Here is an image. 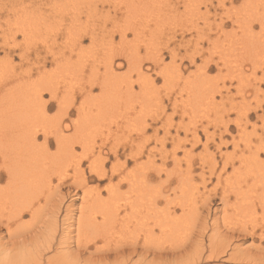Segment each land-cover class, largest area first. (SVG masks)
Masks as SVG:
<instances>
[{
	"label": "rangeland",
	"instance_id": "1",
	"mask_svg": "<svg viewBox=\"0 0 264 264\" xmlns=\"http://www.w3.org/2000/svg\"><path fill=\"white\" fill-rule=\"evenodd\" d=\"M260 1L0 0V107L4 102L1 94L10 90L12 80L18 85L19 79H25L17 90L23 93L24 87L29 91V84L37 77V50L41 51L40 56L48 55L44 69L49 72L51 90L55 87V95L44 92L42 98L48 102L47 111L43 110L47 113L44 124L49 127L55 124V117L62 119L66 114L62 120L72 124L79 118L80 107H92L95 114L82 124L89 127L79 129V139L86 141L88 148L76 143L71 150L64 151L67 157L61 155L58 160L61 169L50 170L48 163L44 171L37 170L41 176L38 185L45 186H31V213L20 216L17 199L7 201L6 196L3 200L6 204L1 205L5 214L0 220L1 241L12 245L29 238L36 241L42 235L38 245L43 242L46 247V240L51 241L50 235H54V246L48 253L45 250L44 264L47 256L61 252L58 243L68 228L71 248L81 253L66 264H264L259 259H230L237 246L244 251L250 249L252 254L257 247L264 248V208L260 201L264 199V3ZM5 45L17 47L9 55L3 49ZM250 47H255L254 53ZM131 54L142 63V75L131 71ZM61 61L62 69L58 68ZM111 61L117 75L115 83L108 81L107 90L100 82ZM145 76L153 80L149 87L142 84ZM116 84L122 90H134L129 92L127 88L121 95ZM256 85L260 88L254 91ZM3 95L5 98L6 94ZM59 96H64L63 100L72 98L64 103L66 107L62 104L66 110L68 107L63 115L58 111ZM5 112L12 114L10 110ZM5 116L2 111L0 134H5ZM35 120L32 125L29 123L38 133L34 142L42 150L41 144L48 141L50 151L56 154L55 138L44 132L39 119ZM83 129L87 131L83 133ZM69 131L74 134L71 128ZM42 132L50 137L45 140ZM6 133L7 140L14 142L13 133ZM100 155L105 162L106 179H99L90 171L93 160H102ZM10 163L0 157V168ZM116 168L119 172L111 176ZM0 174L1 186H6L7 174L3 170ZM124 177L130 178V182L120 183ZM133 181H137L136 185H130ZM124 200L126 209L122 207ZM13 202L15 205L11 206ZM107 203L115 205V215L118 205L121 206L120 216L126 224L109 229L111 236L105 240L102 228ZM82 215L85 221H81L79 228ZM242 227H256L255 236L243 235ZM225 234H229L227 239ZM92 238L96 242L92 243ZM153 242L163 248L155 249ZM105 244L114 249L106 259L95 252L96 247ZM122 244L117 254L115 249Z\"/></svg>",
	"mask_w": 264,
	"mask_h": 264
},
{
	"label": "bare ground",
	"instance_id": "2",
	"mask_svg": "<svg viewBox=\"0 0 264 264\" xmlns=\"http://www.w3.org/2000/svg\"><path fill=\"white\" fill-rule=\"evenodd\" d=\"M253 1V0H252ZM257 1V0H256ZM260 1V0H259ZM261 3L263 2V1H260ZM141 3H142V1H141ZM221 3V2H220ZM243 3V2H242ZM253 3V2H252ZM251 3V6L252 7H254V6H256L255 4H252ZM254 3H255V1H254ZM259 3V2H258ZM264 3V2H263ZM190 4V3H189ZM192 4V3H191ZM244 4V3H243ZM260 4V3H259ZM258 4V5H259ZM129 5V4H128ZM263 5V4H262ZM243 6V5H242ZM241 6V7H242ZM264 6V5H263ZM229 7V6H228ZM55 9H56V7H55ZM154 9H155V7H154ZM59 10V9H58ZM153 10V9H152ZM240 10V9H239ZM251 10V9H250ZM256 10V9H255ZM263 11H264V9H262ZM57 11V10H56ZM248 11L249 10H247V13H248ZM252 11V10H251ZM259 11V10H258ZM66 12V11H65ZM240 12V11H239ZM244 12V11H243ZM255 12V11H254ZM56 13H58V12H56ZM62 13V12H61ZM229 13V12H228ZM227 13V14H228ZM242 13V12H241ZM226 14V15H227ZM240 14V13H239ZM244 14V13H243ZM251 15V13L249 12L248 13V15ZM209 15V14H208ZM253 15V14H252ZM260 15V14H259ZM263 15V14H262ZM240 16H242V15H240ZM229 17H230V15H229ZM247 17V16H246ZM262 17V16H261ZM207 18V17H206ZM231 18V17H230ZM236 18V17H235ZM238 19H239V17H237ZM248 18V17H247ZM249 18H251V17H249ZM263 18H264V15H263ZM253 19V18H252ZM17 20V19H16ZM193 20V19H192ZM197 20V19H196ZM228 20V19H227ZM240 20H243V18L242 19H240ZM250 20V19H249ZM254 20H255V18H254ZM253 20V21H254ZM258 20V19H257ZM264 20V19H263ZM263 20H261V22L263 21ZM235 21V20H234ZM243 21H248L247 19L246 20H243ZM64 22V21H63ZM261 22H259L258 21V23H261ZM257 23V24H258ZM30 24V23H29ZM236 24H241V23H236ZM262 24H264L263 22H262ZM262 24H261V26H262ZM218 25H220V24H218ZM247 25L249 26L250 25V23L248 24L247 23ZM252 25V24H251ZM241 26H245V25H241ZM248 26H246V27H248ZM239 27V26H238ZM245 27V28H246ZM27 28V27H26ZM146 28V27H145ZM262 28V27H261ZM55 29V28H54ZM241 29H242V27H241ZM240 29V30H241ZM246 29H248V28H246ZM251 29V28H250ZM249 29V30H250ZM263 29V28H262ZM33 31V30H32ZM31 31V32H32ZM135 31V30H134ZM243 31H244V28H243ZM26 32V31H25ZM24 32V33H25ZM28 32H29V30H28ZM125 32V31H124ZM21 33V32H20ZM127 34V33H126ZM125 34V35H126ZM256 34V33H255ZM258 34V33H257ZM232 35H234V34H232ZM246 35H247V33H246ZM259 35V34H258ZM93 36H94V34H93ZM244 37H245V35H243ZM253 36H255V35H253ZM253 36H249V39H250V37H253ZM15 37V36H14ZM198 37H200V36H198ZM256 37H257V35H256ZM256 37H253V38H256ZM263 37V36H262ZM124 38V37H123ZM243 38V37H242ZM247 38V37H246ZM252 38V39H253ZM93 39V38H92ZM245 39V38H244ZM262 39V38H261ZM258 40V39H257ZM47 41V40H46ZM249 42V44H250V40L248 41ZM252 42V41H251ZM257 43V42H256ZM262 43V42H261ZM259 44V43H258ZM10 45V44H9ZM198 45V44H197ZM21 46V45H20ZM256 46V45H255ZM258 46V45H257ZM257 46H256V48H257ZM17 47V45L16 46H4L3 47V49H4V51H6L5 53L6 54H11L12 52H14V50H15V48ZM18 47H19V45H18ZM49 47V46H48ZM37 48V47H36ZM39 49H40V47H38ZM47 48V47H46ZM220 48V47H219ZM251 48V47H250ZM253 48H255V47H253ZM253 48H251L252 49V52H253ZM20 49V48H19ZM48 50L50 49V48H47ZM48 50L47 51H45V53L46 52H48ZM51 50V49H50ZM200 50V49H199ZM198 50V51H199ZM214 50V49H213ZM249 51H251L250 49H248ZM52 51H55V49L54 50H52ZM61 51V50H60ZM59 51V52H60ZM118 51V50H117ZM255 51V50H254ZM24 52V51H23ZM36 53H34L35 55H37L36 56V58H35V60H34V62H36V65H37V67H36V72H37V77L36 78H33V81H32V83L31 84H29L30 86H28V87H30L29 88V91H28V89H25L24 87H22L23 88V93L22 92H18V85L19 84H24V82H25V79L23 80V79H19V84L17 85L16 84V82L17 81H15L14 82V80H12L13 82L10 84V90L9 91H7L6 93H3L2 91V93L3 94H6L5 95V98H4V95L3 94H1L2 95V98H3V103H2V105H1V107H0V117H2V111H3V114L4 115H6L5 117L7 118V121H5V128L3 129L4 131V133L5 134H0V135H3V136H0V157L1 158H3L6 162H11V163H13V164H8V165H6V167H3V168H0V173H1V171L3 170V171H5L6 172V174H7V176H8V181H7V183H6V186H1V178H0V220H3V218L2 217H4V216H2V215H5L4 213H3V209L1 208V205H4V204H6V203H4L3 202V200L6 198V196H8L7 197V201H9L10 200V198L11 199H13V201H14V199H17L16 201L18 202V206H16V207H18V210H19V215L20 216H23V215H25L26 213H31L32 212V204H30L29 205V199L31 198V200L33 201V199H32V197H30L29 198V195L31 194L30 192V188H31V186H34V183L37 185V187H42L43 188V186H45V183H44V185L42 184V185H38L39 184V178L41 177L40 176V172H37V170H43L44 171V168H46V166L47 167H49L50 165H51V167H50V170H52V169H55V171H56V169L57 168H62V167H60L59 166V163L60 162H58V160L60 159V157H62L63 156V158H65V157H67V154L66 155H64L63 153H64V151H68V150H71L72 149V147L74 146V144H76L77 143V145H85L86 146V141H83L82 139H79V135H81V126H83L82 124H83V122H87L88 120L90 121V119H92V116H94L93 115V113L94 112H92V107H88V109L86 108V107H80V111H81V113H80V111H79V118H77L76 120H74L73 122H72V124H68V123H65L62 119H64V117H66V115H63V114H65L66 112H68V107H67V110L65 109V107H66V105L64 104L66 101L68 102L69 100H71L70 99V97H69V100H63L62 99V97L64 98V96H59V98H60V101L58 102L59 103V109H58V111H59V114L61 113V115H63L64 117L61 119V115L59 116L60 117V119H56V117H55V119H54V121H55V124H54V122L49 126V127H52L53 126V129H50L49 127H48V125H46V124H44L45 123V121H44V115H46L45 114V112H43V110L44 111H47L46 110V106L48 107V102H46L45 100V102L42 100V98H43V95H44V92H51V94L53 93L54 95H55V93L53 92V90L55 91V87H54V89H52L51 90V88H52V83H50L49 81L50 80H48V73L49 72H47V71H45V69H46V61L48 60V58H47V54L46 55H44V56H40V54H41V51H35ZM201 52H202V50H201ZM200 52V53H201ZM25 53V52H24ZM29 53V52H28ZM57 53V52H56ZM196 53H198V52H196ZM250 53V56H251V52H249ZM249 53H248V55H249ZM254 53V52H253ZM258 54V53H257ZM22 55V54H21ZM30 55V54H29ZM29 55L27 56V57H29ZM43 55V54H42ZM52 55V54H51ZM59 55H60V53H59ZM58 55V56H59ZM203 55V54H202ZM245 55V54H244ZM255 55V54H254ZM253 55V56H254ZM134 56L135 55H133L132 56V54L130 55V57L128 58L129 60H128V62L129 63H131L132 64V68H133V70L131 69V71H135V72H137L138 73V75H142L143 74V68H142V63H140V61H138L136 58H134ZM25 57V56H24ZM210 57V56H209ZM6 58H8V57H6ZM245 58V57H244ZM127 59V58H126ZM156 59V58H155ZM8 61H11L10 59H7ZM55 60H58L57 59V57L55 58ZM108 60V59H107ZM154 60V59H153ZM245 60V59H244ZM244 60H242V61H244ZM26 61V60H25ZM156 61V60H155ZM221 61V60H220ZM70 62V61H69ZM114 61H111L110 62V66L108 67V65L106 66V68H107V73H105V75L104 76H102L103 77V79H102V81L100 82L102 85V87H104L105 88V86H106V88H107V90H109L110 88H109V85H110V82H108L109 80L110 81H112V83H115V79H116V73L114 72L115 71V67L116 66H114V63H113ZM136 62V63H135ZM206 62V61H205ZM60 63V62H59ZM58 63V64H59ZM108 63V62H107ZM56 64H57V61H56ZM70 64V63H69ZM35 65V64H34ZM205 66V68H207L208 67V63H206V64H204ZM61 66H62V61H61V64H59L58 65V68H61ZM7 67V66H6ZM33 67V66H32ZM180 67V66H179ZM8 68H10V67H8ZM45 68V69H44ZM129 68V67H128ZM62 69V68H61ZM162 69H164V68H162ZM180 69V68H179ZM130 70V69H129ZM161 70V69H160ZM96 72V71H95ZM153 72V71H152ZM181 72V71H180ZM8 73V72H7ZM62 73V72H61ZM123 73V72H122ZM161 74V72L159 71L158 72V75H160ZM6 75V74H5ZM19 75V74H18ZM51 75H52V73H51ZM79 75V74H78ZM50 76V75H49ZM70 76V75H69ZM76 76H77V74H76ZM122 76V75H121ZM120 76V77H121ZM126 76V75H125ZM127 76H128V74H127ZM233 76V75H232ZM242 76V75H241ZM23 77V76H22ZM118 77V76H117ZM119 77V78H120ZM130 77V76H129ZM146 77V76H145ZM19 78V77H18ZM17 78V79H18ZM21 78V77H20ZM60 78V77H59ZM122 78V77H121ZM142 78V77H141ZM8 79V78H7ZM50 79V78H49ZM129 79V78H128ZM131 79V78H130ZM139 79V78H138ZM2 80V79H1ZM28 80V79H27ZM123 80L126 82V80L123 78ZM123 80H121V81H123ZM143 80V79H142ZM51 81H52V79H51ZM80 81V80H79ZM117 81V80H116ZM123 81V82H124ZM135 81H136V79H135ZM29 82H31V81H29ZM54 82V81H53ZM118 82V81H117ZM128 83H130L129 82V80L127 81ZM138 82V81H137ZM143 82L144 83H142L144 86H146V87H149L148 86V84L150 83V82H153V80H151V78H150V76H148V77H146L144 80H143ZM262 82V81H261ZM2 83V82H1ZM133 83V82H132ZM60 84V83H59ZM94 84V83H93ZM123 84H125V83H123ZM127 84V83H126ZM125 84V85H126ZM150 84H153V83H150ZM149 84V85H150ZM255 84V83H254ZM26 86V88H27V83L25 84ZM57 85V84H56ZM128 85V84H127ZM133 85V84H132ZM132 85L130 84L129 86H131L132 87ZM92 86V85H91ZM112 87H114V88H112V90L113 89H115V84H114V86L113 85H111ZM110 86V87H111ZM116 86H117V84H116ZM123 86V85H122ZM152 86V85H151ZM186 86V85H185ZM254 86V85H253ZM252 86V87H253ZM125 87V86H124ZM226 87V86H225ZM21 88V89H22ZM103 88V89H104ZM128 89H129V87H127ZM127 88H125V90L127 89ZM202 88V87H201ZM259 86L258 85H256L255 87H254V91L257 89V90H259ZM116 89H121V90H119L120 92L119 93H121V95H124V94H122V93H124V91L125 90H122V88H121V85H118L117 87H116ZM147 89V88H146ZM3 90V89H2ZM106 90V89H105ZM106 90V91H107ZM130 90H134V89H129V92H130ZM182 91V90H181ZM228 91V90H227ZM244 91V90H243ZM109 92V91H108ZM107 92V93H108ZM144 92V91H143ZM13 93V94H12ZM70 93V92H69ZM106 93V94H107ZM110 93V92H109ZM115 93V91L113 90V94ZM221 93V92H220ZM50 94V95H51ZM71 94V93H70ZM244 94V93H243ZM54 95H51V97L53 98V99H55L56 100V98H55V96ZM109 95V94H108ZM229 95V94H228ZM227 95V96H228ZM105 96V95H104ZM111 96V95H110ZM115 96V95H114ZM136 96V95H135ZM216 96V95H215ZM57 97V96H56ZM112 97V96H111ZM116 97H118V95H116ZM202 97V96H201ZM51 98V99H52ZM66 98H68V97H66ZM208 98V97H207ZM90 99V98H89ZM105 99V98H104ZM137 99V98H136ZM2 100V99H1ZM1 100H0V102H1ZM127 100V99H126ZM63 102V103H62ZM22 103V104H21ZM33 103V104H32ZM87 103V102H86ZM119 103V102H118ZM124 103H125V101H124ZM62 104H64V106L62 105ZM90 104V103H89ZM120 104V103H119ZM130 104V103H129ZM128 104V105H129ZM37 105L39 106V108L37 109V108H35V107H37ZM86 105V104H85ZM88 105V104H87ZM89 106V105H88ZM101 106V105H100ZM126 106H127V104H126ZM15 107V111H12L13 110V108ZM69 108H70V106H69ZM98 108V107H97ZM102 108V107H101ZM101 108H99V109H101ZM2 109V110H1ZM82 109V110H81ZM7 110H10V112L13 114V117H12V114H6V112L5 111H7ZM70 110V109H69ZM248 110V109H247ZM57 111V110H56ZM61 111V112H60ZM101 112V111H100ZM63 113V114H62ZM97 113V112H96ZM103 113V112H102ZM108 114V113H107ZM110 114V113H109ZM57 115V114H56ZM55 115V116H56ZM101 115V114H100ZM105 115V114H104ZM88 116H89V118H88ZM9 117V118H8ZM248 117H249V115L248 114H245V118L246 119H248ZM53 118V117H52ZM103 118H105V117H103ZM229 118V117H228ZM239 118V117H238ZM241 118V117H240ZM2 119H4V117H2L1 118V120ZM35 119H39L40 120V122H39V120H38V122L40 123H37V124H39V126L40 127H42L43 128V130H44V132L46 133V134H49L50 133V135H52L54 138H55V141H56V145H57V151L58 152H56L55 151V153L56 154H53L54 152H51L50 151V149H49V145H50V143L47 141L45 144H44V146L41 144V149L42 150H40L39 149V147L36 145V143L34 142L35 140H36V136H37V134L38 133H36V131H34L33 129H34V127H33V129L31 128V126L30 125H32V122L33 123H35ZM47 119H49V117L47 118ZM86 119V120H85ZM143 119V118H142ZM236 119V118H235ZM6 120V119H5ZM50 120V119H49ZM57 120V121H56ZM51 121H53L52 119H51ZM104 121V120H103ZM194 121V120H193ZM7 122V123H6ZM13 122H14V124H13ZM213 122V121H212ZM228 122H230V121H228ZM29 123H30V125H29ZM90 123V122H89ZM239 123H241V122H239ZM13 124V125H12ZM86 124V123H85ZM88 124V123H87ZM110 124V123H109ZM140 124H141V122H140ZM2 125V124H1ZM7 125V126H6ZM90 125V124H89ZM228 125H229V123H227V121L225 122V128H226V130L225 131H227L228 132ZM88 126V125H87ZM86 125L85 126H83V127H87ZM28 127H29V129H28ZM89 127V126H88ZM246 126H244V128H245ZM2 128V127H1ZM31 128V129H30ZM72 129V130H74V134L72 133V131L70 132L69 131V129ZM108 128V127H107ZM112 128V127H111ZM128 128V127H127ZM36 129V128H35ZM79 129H81V130H79ZM87 129V128H86ZM29 130H31V131H29ZM85 129H83V133H85L87 130H85ZM245 130V129H244ZM68 131L71 133H68ZM255 131V130H254ZM6 132H9L10 134L11 133H13V138H14V142H12V141H8L7 139L9 138L8 137V135H7V133ZM28 134H27V133ZM251 132V131H250ZM1 133V132H0ZM43 133V132H42ZM45 133H43L44 135H45V137L46 138H44L45 140L46 139H48L49 137H50V135L48 136V135H46ZM83 135V134H82ZM244 135V134H243ZM233 138V137H232ZM24 139V140H23ZM43 139V140H44ZM6 141H8V143L6 142ZM50 141V140H49ZM205 144V143H204ZM227 145V144H226ZM250 145H251V143H250ZM76 146V145H75ZM33 147V148H32ZM38 148L37 150L38 151H36V150H34V148ZM261 147H262V145H261ZM85 148H88L87 146L85 147ZM93 148H94V146H93ZM139 148V147H138ZM86 150V149H85ZM186 150V149H185ZM208 150V149H207ZM261 150V149H260ZM34 151H36V153H38V152H40V154H39V156H35V154H34ZM185 152V151H184ZM66 153V152H65ZM74 152H72V154H73ZM76 153V152H75ZM85 153V152H84ZM105 153V152H104ZM69 154V153H68ZM100 154H102V152H100ZM62 155V156H61ZM77 155V154H76ZM253 155V154H252ZM21 156V157H20ZM65 156V157H64ZM72 156H74V155H72ZM71 156V157H72ZM82 156V155H81ZM99 156V155H98ZM244 156V155H243ZM70 157V158H71ZM258 157V156H257ZM100 158L102 159L103 158V156L101 157V155H100ZM50 159V160H49ZM104 159H106L107 160V158H104ZM152 159V158H151ZM14 160H15V163H14ZM72 160V159H71ZM92 160V159H91ZM226 160V159H225ZM229 160V159H228ZM65 161V160H64ZM73 161V160H72ZM71 161V162H72ZM75 161V160H74ZM83 161V160H82ZM26 162V163H25ZM226 162V161H225ZM49 163V164H48ZM105 162H104V160L102 159V160H99V159H95V160H93V162L90 164V171H91V173L93 172L94 174H96V175H98V178L99 179H106V177H107V171L104 169V164ZM7 164V163H6ZM49 166H48V165ZM61 164H63V162L61 163ZM60 164V165H61ZM79 164H81L80 162L77 164V166L79 165ZM125 164V163H124ZM148 164V163H147ZM146 164V165H147ZM228 164L229 163H227V165L225 166V165H223V167H224V169L228 166ZM71 166V165H70ZM149 166H151V165H149ZM28 167H29V170L31 171V175H29V173H30V171H28ZM64 167V166H63ZM66 167V166H65ZM155 167H157V166H155ZM32 168L34 169V171H32ZM76 168V167H75ZM48 169V168H47ZM77 169V168H76ZM260 169V168H259ZM24 170L25 171H27V172H24ZM77 170H79V169H77ZM261 170V169H260ZM35 171H36V176H35ZM76 171V170H75ZM34 172V173H33ZM83 172V171H82ZM119 172V169L118 168H116V169H113L112 170V175L111 176H115V175H117V173ZM158 172V171H157ZM190 172V171H189ZM19 173V174H18ZM75 173V172H74ZM45 174V172L42 174L41 173V175L43 176ZM132 174V173H131ZM143 174V172L140 174V175H142ZM148 174V173H147ZM1 175V174H0ZM47 175H49L50 176V173H48L47 172ZM136 175H138V173L136 174ZM193 175H195V174H193ZM261 175H262V173H261ZM260 175V178L262 177ZM58 178H61V175L60 174H58ZM74 176H76V175H74ZM83 176H84V174H83ZM36 177V178H35ZM43 178V177H42ZM75 178V177H74ZM144 178V177H143ZM256 178H258V177H256ZM78 179H79V181H80V178H79V176H78ZM113 179V178H112ZM130 179V178H129ZM128 179V177L126 178V177H124V179H122V180H120V183H123V181L125 182V183H129L130 182V180ZM146 179V178H145ZM41 180V179H40ZM43 181V180H42ZM59 181H61L60 179H59ZM58 181V182H59ZM78 181V182H79ZM141 181V180H140ZM259 181V180H258ZM46 182V181H45ZM77 182V181H76ZM81 182V181H80ZM182 182V181H181ZM120 183H118V184H120ZM136 183H137V181L135 182V181H133L132 183H130V185H136ZM147 183V182H146ZM195 183V182H194ZM41 184V183H40ZM49 184V183H48ZM60 184V183H59ZM76 184V183H75ZM81 184V183H80ZM143 184V183H142ZM256 184V183H255ZM261 184V183H260ZM120 186V185H119ZM36 187V186H35ZM131 188H134V187H132V186H130ZM116 188V187H115ZM118 188V187H117ZM119 189V188H118ZM206 189V188H205ZM254 189V188H253ZM30 191V192H29ZM37 191V190H36ZM55 191V190H54ZM54 191H52L53 193H54ZM33 192V191H32ZM37 192H39V191H37ZM56 192V191H55ZM114 192V191H113ZM130 192V191H129ZM142 192V191H141ZM134 193V192H133ZM136 193H138V192H136ZM34 194V193H33ZM111 194V193H110ZM139 194V193H138ZM190 194V193H189ZM37 195V194H36ZM44 195V194H43ZM145 195V194H144ZM183 196V195H182ZM182 196H180V197H182ZM16 197V198H15ZM37 197V196H36ZM35 197V198H36ZM40 197V196H39ZM38 197V198H39ZM116 197V196H115ZM131 197V196H130ZM130 197H128L129 199H130ZM139 197H141V195L139 196ZM53 198V197H52ZM97 198V197H96ZM123 198V197H122ZM127 198V199H128ZM132 198V197H131ZM135 198H138V196L137 197H135ZM142 198H144L143 196H142ZM185 198V197H184ZM247 198V197H246ZM98 199V198H97ZM112 199H114V198H112ZM139 199V198H138ZM6 200V199H5ZM36 200V199H35ZM101 200V199H100ZM106 200V199H105ZM137 200V199H136ZM11 201V200H10ZM125 201V200H124ZM141 201H142V199H141ZM259 201V200H258ZM261 201V203H262V205H263V207H262V209L264 208V199H262V200H260ZM15 202V201H14ZM14 202L11 204V206H14L15 204H14ZM106 202H108V201H105V203ZM135 202V201H134ZM32 203V202H31ZM39 203V202H38ZM133 203V202H132ZM137 203V202H136ZM139 203V202H138ZM14 204V205H13ZM17 204V203H16ZM36 204V203H35ZM99 204V203H98ZM101 204H103V203H101ZM100 204V205H101ZM108 204V203H107ZM111 204V203H110ZM113 204V203H112ZM127 204V202L125 201V203H123L122 204V207H124L125 209L127 208V206L128 205H126ZM134 204V203H133ZM84 205V204H83ZM96 205V204H95ZM109 205V204H108ZM152 205V204H151ZM10 206V207H11ZM48 206V205H47ZM99 206V205H98ZM103 206V205H102ZM133 206H135V205H133ZM153 206V205H152ZM6 207H7V205H6ZM16 207H15V209H16ZM37 206H35V208H36ZM39 207V206H38ZM132 207V206H131ZM138 207V206H137ZM141 206L139 205V209H141L140 208ZM143 207V206H142ZM8 208V207H7ZM14 208V207H13ZM47 208V207H46ZM101 208V207H100ZM120 208H121V206L119 207V205H118V212H117V215H115V212H116V210H117V208L115 207V205L113 204V206L112 205H109L108 206V208H107V210H105V211H107V213H105L106 215H107V218L106 217H103L104 215L103 214H101V215H103L102 217H103V220H104V222H103V225L105 224V226L102 228V230L104 229V231L102 232V233H104L105 235L103 236L102 235V238L103 239H105L106 240V238H110V236H111V230L110 231H108L109 229H112V228H116V226L117 225H120V226H122V227H125L124 225L126 224V223H124L125 222V220H123V218L120 216V212H119V210H120ZM134 208V207H133ZM40 209H42L41 207H40ZM102 209V208H101ZM238 209V208H237ZM85 210V209H84ZM103 210H104V208H103ZM122 210V209H121ZM11 211V210H10ZM13 211V210H12ZM15 211V210H14ZM154 211V210H153ZM264 211V210H263ZM9 212V211H8ZM16 213L18 212V211H15ZM101 212H102V210H101ZM104 212V211H103ZM141 212V211H140ZM166 212V211H165ZM164 212V213H165ZM16 213H13V214H15L16 215ZM34 213V212H33ZM32 213V214H33ZM94 213V212H93ZM96 211H95V215H96ZM264 213V212H263ZM8 214V213H7ZM37 214V213H36ZM134 214H135V212H134ZM10 215V214H9ZM15 215H13V216H15ZM105 215V216H106ZM151 215V214H150ZM108 216H109V218H108ZM85 216L84 215H82L81 216V219H80V224H79V228H82V222H84L85 221V218H84ZM134 217V216H133ZM135 217H137V216H135ZM147 217V216H146ZM263 217V216H262ZM88 218V217H87ZM149 218V217H148ZM94 219V218H93ZM10 220V218H7V221H9ZM92 220V219H91ZM90 220V221H91ZM102 220V221H103ZM10 221H12V220H10ZM82 221V222H81ZM94 221V220H93ZM130 221V220H129ZM136 221H139V220H136ZM96 222V221H95ZM178 222V221H177ZM1 223H3V221H0V224ZM25 223V222H24ZM94 223V222H93ZM166 222H164L163 223V227H164V225H166L165 224ZM173 223H174V221H173ZM214 223V222H213ZM248 223V222H247ZM95 224V223H94ZM215 224V223H214ZM87 225H89L88 223H87ZM102 225V226H103ZM29 226V225H28ZM90 226H92L91 224H90ZM98 226V224L96 225V227ZM138 226V225H137ZM158 226V225H157ZM168 226V225H167ZM246 226V225H245ZM93 227V226H92ZM95 227V228H96ZM122 227H120L121 229H123ZM166 227V226H165ZM86 228H87V226H86ZM192 228V227H191ZM255 228L256 227H253L251 230H249V228L248 229H246V227L245 228H243L242 227V232L244 233H240V234H243V235H246V236H248V235H250L251 237H253V236H255V232H256V230H255ZM172 229V228H171ZM229 229V228H228ZM85 230V229H84ZM99 230H101V228H99ZM173 230V229H172ZM11 231V230H10ZM9 231V232H10ZM17 231V230H16ZM178 231V230H177ZM176 231V232H177ZM239 231V230H238ZM247 231V232H246ZM24 232V231H23ZM229 232V231H228ZM233 233V235L235 234V231H232ZM240 232V231H239ZM11 233V232H10ZM79 233V232H78ZM96 233V232H95ZM110 233V234H109ZM115 233V232H114ZM135 233V232H134ZM178 233V232H177ZM180 233V232H179ZM182 233V232H181ZM54 234V233H53ZM152 234V233H151ZM227 234V233H226ZM225 234V235H226ZM100 235V234H99ZM154 235V234H153ZM201 235V234H200ZM229 235V234H228ZM228 235H226V239H227V236ZM233 235H232V237H233ZM42 236V235H41ZM40 236V237H41ZM53 236L54 235H50V238H49V240H51V241H48V240H46L47 241V245H46V247H44L43 245H42V243L43 242H41V244L40 245H38V242H39V240L38 239H40V237L36 240V241H34V240H31V238H29V239H24V240H22V242H16L15 241V243L14 244H12V245H8V244H6V243H4V242H2L1 241V239H0V255L1 254H4L3 256H2V258H0V264H44V256L46 257V255H45V253L47 252L48 253V251H50L51 250V248L54 246V245H52V240H53ZM97 236L98 235H95V237L97 238ZM137 236V235H136ZM165 236V235H164ZM1 237V236H0ZM113 237V236H112ZM2 238V237H1ZM95 238V239H96ZM147 238V237H146ZM145 238V239H146ZM229 238V237H228ZM61 240L59 241V243H58V247H61V249L63 250H61V252H58L57 251V253H59V254H56V256H52V257H48L47 256V259L45 258V264H57L58 262L59 263H62V264H66V263H69L70 261H72L73 262V260H76L75 258H76V256H78V254H80L81 252H80V250L79 249H77V250H73L72 248H71V243H70V232H69V228L68 229H64V231H63V235H62V237L60 238ZM82 239V238H81ZM112 239V238H111ZM147 239H149V238H147ZM262 239H264V236H262ZM54 241V240H53ZM90 241H92V243L93 242H96L95 240H94V238H92V239H90ZM89 242V241H88ZM106 243H107V241H105ZM135 242V241H134ZM189 242V241H188ZM83 244H84V242H82ZM91 243V242H90ZM127 243V242H126ZM89 244V243H88ZM152 244H156V246H154V247H157V248H155V249H159V247H160V245L158 246L157 245V243H155V242H153ZM226 244H228V245H226L227 247H229L231 244H229V242L227 241V243ZM60 245V246H59ZM87 245V244H86ZM13 246V247H12ZM29 246H32V248H30ZM122 246H124L123 244L122 245H120V246H118L116 249H115V252L117 253V254H120V252H121V249H122ZM126 246V245H125ZM131 246V245H130ZM43 248V249H42ZM161 248H163V247H160V250H161ZM234 249V248H233ZM45 250H46V252H45ZM78 250H79V252H78ZM111 250L113 251L114 249H110L108 246H107V244H105L104 246H100V248H97L96 247V250H95V252L96 253H102V257L104 258V259H106V258H109V253L111 252ZM256 252H255V254H252V251L250 250V249H247L246 251H244L243 249H241L239 246H237L236 248H235V251L233 252L234 254H232V256H230V259H233L234 258V260H254V259H259L260 261H264V248H262V247H257L256 249ZM107 251H109L108 253H107ZM133 251H134V248H133ZM137 251V250H136ZM33 252H35V255L33 256ZM254 252V251H253ZM136 253V252H135ZM51 256V255H50ZM150 258V257H149ZM250 258H253V259H250ZM68 261V262H67ZM72 262H71V264H72ZM75 262V261H74ZM77 262V261H76ZM137 262V261H136ZM144 263V262H143Z\"/></svg>",
	"mask_w": 264,
	"mask_h": 264
}]
</instances>
